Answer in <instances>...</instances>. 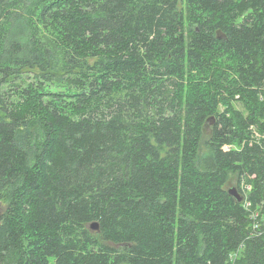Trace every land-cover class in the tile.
Here are the masks:
<instances>
[{"label":"trees","instance_id":"trees-1","mask_svg":"<svg viewBox=\"0 0 264 264\" xmlns=\"http://www.w3.org/2000/svg\"><path fill=\"white\" fill-rule=\"evenodd\" d=\"M0 264H264V0H0Z\"/></svg>","mask_w":264,"mask_h":264},{"label":"built area","instance_id":"built-area-1","mask_svg":"<svg viewBox=\"0 0 264 264\" xmlns=\"http://www.w3.org/2000/svg\"><path fill=\"white\" fill-rule=\"evenodd\" d=\"M250 131H251V135L253 138L255 139H259L261 137V135L256 131V129L254 127H249ZM223 149H227V148H234L237 149L238 147H236L235 145H224L222 147ZM251 189V186L248 185L243 179L240 181L239 183V194L241 196V202L243 204L244 207H248L249 206V201L247 200L248 198V193ZM257 213H253L252 215V219L254 220L252 223V227L258 229V223L255 222V217H256Z\"/></svg>","mask_w":264,"mask_h":264},{"label":"water","instance_id":"water-1","mask_svg":"<svg viewBox=\"0 0 264 264\" xmlns=\"http://www.w3.org/2000/svg\"><path fill=\"white\" fill-rule=\"evenodd\" d=\"M227 192L230 196H232L237 202H241V196L239 194V192L237 191V189L235 187H230L227 189ZM98 222L96 221H92L91 223H89L88 228L91 231H98Z\"/></svg>","mask_w":264,"mask_h":264},{"label":"rangeland","instance_id":"rangeland-1","mask_svg":"<svg viewBox=\"0 0 264 264\" xmlns=\"http://www.w3.org/2000/svg\"><path fill=\"white\" fill-rule=\"evenodd\" d=\"M32 76H33L32 72H27V73L24 74L23 79L24 80H30V78H32Z\"/></svg>","mask_w":264,"mask_h":264}]
</instances>
